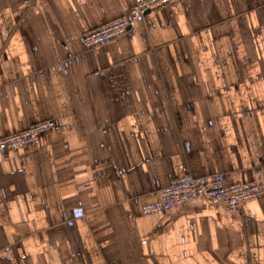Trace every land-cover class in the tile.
<instances>
[{"label": "crops", "instance_id": "obj_1", "mask_svg": "<svg viewBox=\"0 0 264 264\" xmlns=\"http://www.w3.org/2000/svg\"><path fill=\"white\" fill-rule=\"evenodd\" d=\"M0 0V264H264V196L144 215L171 181H264V0Z\"/></svg>", "mask_w": 264, "mask_h": 264}, {"label": "built area", "instance_id": "obj_2", "mask_svg": "<svg viewBox=\"0 0 264 264\" xmlns=\"http://www.w3.org/2000/svg\"><path fill=\"white\" fill-rule=\"evenodd\" d=\"M181 0H134V5L125 17L112 21L83 37L86 49L109 44L133 30L138 21L150 12L171 6ZM55 128L52 121L35 124L13 135L0 138V154L37 145L41 137ZM264 196V181L225 184L223 174L202 178L190 175L175 179L159 191V199L142 209L144 215L169 214L175 208L188 205L197 199H205L222 205L230 213L240 211L252 199Z\"/></svg>", "mask_w": 264, "mask_h": 264}]
</instances>
